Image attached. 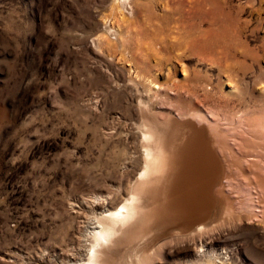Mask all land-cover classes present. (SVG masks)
Returning <instances> with one entry per match:
<instances>
[{
	"label": "rangeland",
	"instance_id": "1",
	"mask_svg": "<svg viewBox=\"0 0 264 264\" xmlns=\"http://www.w3.org/2000/svg\"><path fill=\"white\" fill-rule=\"evenodd\" d=\"M117 1L0 0V264H67L80 221L95 216L87 201L124 200L142 168L140 102L213 116L232 161L220 183L231 181L237 207L248 201L253 180L238 167L264 159V0H127L112 11ZM258 212L253 223L213 222L196 264H264ZM190 247L166 246L160 264L194 262Z\"/></svg>",
	"mask_w": 264,
	"mask_h": 264
},
{
	"label": "bare ground",
	"instance_id": "2",
	"mask_svg": "<svg viewBox=\"0 0 264 264\" xmlns=\"http://www.w3.org/2000/svg\"><path fill=\"white\" fill-rule=\"evenodd\" d=\"M115 3L112 11L118 6L125 8L123 5L127 4V0H118ZM138 105L141 118L139 121L135 120L133 125L136 129L135 135L140 137L138 148L141 153L137 164H142V168L133 179L129 193H125V198L119 205H104L105 202L86 200L89 210L95 216L84 217L80 221L82 239L78 246L60 256L64 263L125 264L122 259L128 256V264H160V257L166 246L186 243L191 246L189 251L195 259L194 262L188 261L186 264H196L202 260L205 251L213 247L216 231L213 222L221 221L232 226L234 222L250 223L254 213L259 211L258 220L264 223V192L260 191L264 189V159L256 160L258 154L254 153L249 157L242 156L243 159L245 157L244 162L248 161L252 168L239 161V170L242 174H250L247 176L252 178L251 183L254 184H250L253 189L250 188L247 192V199L252 201L250 193L253 191L258 192V199L257 204L254 200V204L245 201L242 205L240 202L241 206L237 207V203L234 204L224 191L231 181L227 184L220 183L223 182L220 181L221 175L229 173L231 163L229 165L227 162L232 161L228 158L229 155L222 153V148L221 151L217 150V143L220 141L215 142L217 138H212V134L216 132L213 129L217 125H213V116L155 114L148 105L142 102ZM260 126L262 135L259 138L264 139L263 117ZM244 140L245 138L236 137L234 143L238 142L244 148V145H240L245 143ZM248 145L245 148L253 146ZM256 146L258 148L259 145ZM231 150L228 151L230 156L234 152V149ZM236 152V155H242L240 151ZM223 154L228 156L226 160ZM242 157L240 160H243ZM252 195L251 193V197L254 196ZM154 244L157 251L148 253L149 247L153 249ZM158 253L160 255H155Z\"/></svg>",
	"mask_w": 264,
	"mask_h": 264
}]
</instances>
